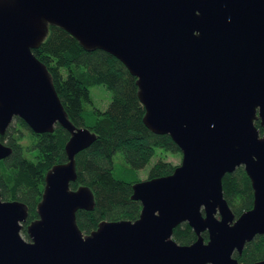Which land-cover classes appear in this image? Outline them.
Returning <instances> with one entry per match:
<instances>
[{
    "label": "water",
    "instance_id": "water-1",
    "mask_svg": "<svg viewBox=\"0 0 264 264\" xmlns=\"http://www.w3.org/2000/svg\"><path fill=\"white\" fill-rule=\"evenodd\" d=\"M57 26L86 50H102L137 78L144 122L168 135L183 160L170 176L140 181L136 222H103L85 235L79 211L96 201L78 180L76 157L97 135L69 119L47 67L36 57ZM16 118L36 134H71L68 162L46 176L39 218L0 191V264H240L264 236V0H0V133ZM14 149L0 141V161ZM244 168L253 208L236 217L226 175ZM187 223L198 239L174 241ZM209 234L205 242L202 234ZM244 264H264V261Z\"/></svg>",
    "mask_w": 264,
    "mask_h": 264
},
{
    "label": "trees",
    "instance_id": "trees-1",
    "mask_svg": "<svg viewBox=\"0 0 264 264\" xmlns=\"http://www.w3.org/2000/svg\"><path fill=\"white\" fill-rule=\"evenodd\" d=\"M34 54L49 70L70 121L97 135L96 142L76 157L78 180L72 188L89 187L96 201L93 211L78 212L81 231L90 235L103 222H136L142 204L132 197L133 186L140 182L139 172L158 152L177 155L181 154L180 148L170 136L148 129L137 78L112 55L86 50L57 26H50L48 37ZM97 86L112 93L106 111L93 106L91 89ZM256 125L264 132L259 121ZM70 138L71 134L60 125L53 133L36 134L20 118L15 119L5 135L0 133V141L14 149L11 157L0 161V191L4 201H20L28 207L29 218L23 230L28 240L27 226L39 218L46 176L54 166L68 162L65 148ZM25 141L28 144L24 146ZM118 154L122 155L119 164L115 161ZM176 168L160 159L148 179L170 176ZM223 185L225 199L237 218L253 208L254 192L244 168L226 175ZM202 236L205 242L209 241L207 232ZM173 239L181 246H190L198 237L185 223L175 229ZM235 258L240 264L264 261V236H257L247 244L243 255L236 253Z\"/></svg>",
    "mask_w": 264,
    "mask_h": 264
},
{
    "label": "rangeland",
    "instance_id": "rangeland-1",
    "mask_svg": "<svg viewBox=\"0 0 264 264\" xmlns=\"http://www.w3.org/2000/svg\"><path fill=\"white\" fill-rule=\"evenodd\" d=\"M91 95H92L93 106L95 108L102 110V111H106L108 109L110 103L112 102V93L109 90H107L105 87L97 86V87L92 88L91 89ZM263 133L264 132H262V134ZM25 135L29 136V134L26 131H25ZM27 141H25L23 143L24 146L26 144H28ZM25 155H27V154H25ZM160 159H164L167 162H171L173 165L179 167L182 164L183 156H182V153L177 154V155H173V154H169V153L166 154V153L158 152V156L155 157L145 169H143L139 172L140 181L149 180L148 175H149L150 170L155 165V163ZM115 161L117 164H119V162L122 161V155L118 154L115 157ZM22 234H23V237L26 240H28L26 238L24 232Z\"/></svg>",
    "mask_w": 264,
    "mask_h": 264
}]
</instances>
